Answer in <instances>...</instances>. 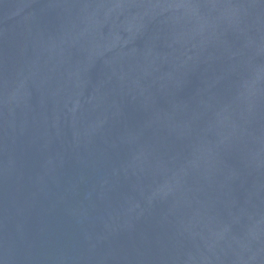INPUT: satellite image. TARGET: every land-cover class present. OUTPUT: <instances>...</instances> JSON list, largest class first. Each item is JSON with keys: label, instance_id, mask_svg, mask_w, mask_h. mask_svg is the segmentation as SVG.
Instances as JSON below:
<instances>
[{"label": "water", "instance_id": "1", "mask_svg": "<svg viewBox=\"0 0 264 264\" xmlns=\"http://www.w3.org/2000/svg\"><path fill=\"white\" fill-rule=\"evenodd\" d=\"M0 264H264V0H0Z\"/></svg>", "mask_w": 264, "mask_h": 264}]
</instances>
